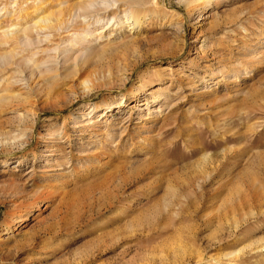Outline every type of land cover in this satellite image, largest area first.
Listing matches in <instances>:
<instances>
[{"label": "rangeland", "instance_id": "rangeland-1", "mask_svg": "<svg viewBox=\"0 0 264 264\" xmlns=\"http://www.w3.org/2000/svg\"><path fill=\"white\" fill-rule=\"evenodd\" d=\"M80 2L0 0V264H264V0Z\"/></svg>", "mask_w": 264, "mask_h": 264}, {"label": "bare ground", "instance_id": "bare-ground-1", "mask_svg": "<svg viewBox=\"0 0 264 264\" xmlns=\"http://www.w3.org/2000/svg\"><path fill=\"white\" fill-rule=\"evenodd\" d=\"M16 1V0H15ZM119 1H124V0H81V2H80V4L78 5V12L76 13V14H71V15H69L68 17H64V18H58L57 20H56V25L55 26H53L52 28H56V29H59V31H60V29H69V28H71L72 26H76L77 25V21H78V19L79 18H81V19H83L82 21H83V23L85 22V23H87V24H89V26H88V34L89 35H91V36H94L95 35V31L97 30L96 29V27L97 26H99V24L102 22V20L99 18V19H93V14H95V13H98V12H100V11H103L107 6H109V5H114V4H116L117 2H119ZM134 1V0H133ZM210 0H183V2L185 3V5H186V10H187V12H191L192 10L191 9H193V7H198V6H202V5H204V4H206V3H208ZM114 7V6H113ZM107 9V8H106ZM189 10H191V11H189ZM13 13V12H12ZM144 14H145V12L144 11H142V10H140V9H137V8H132V9H130V11H128V13L127 14H125L126 16L127 15H129L130 16V18H129V20H130V23H129V28H130V31H132L133 30V32H136V31H138V29H139V26H140V24H141V22H142V20H143V16H144ZM92 16V17H91ZM125 16V17H126ZM62 17V16H61ZM80 20V19H79ZM128 20V21H129ZM52 21V19L51 18H46V17H41L40 19H39V22H47V23H49V22H51ZM123 20H120L119 21V23L118 24H123ZM76 24V25H75ZM86 27H87V25H86ZM22 28V27H21ZM9 30H7V31H5V36L8 38V37H13V35H18L19 36V39L21 40V43H20V45L22 44V43H28L29 42V40H27L24 36H23V34H24V31L22 30H19V28L18 27H13V28H8ZM23 29V28H22ZM75 28L73 27V30H74ZM85 29V28H84ZM29 30V29H28ZM76 30V29H75ZM70 31H72V30H70ZM102 32H104V31H102ZM85 33V32H84ZM77 34V33H76ZM85 34H87V33H85ZM80 35V34H79ZM83 35V34H82ZM28 36V35H27ZM76 37V36H75ZM84 37V38H83ZM14 38H16V36L14 37ZM29 39H31L30 37H28ZM17 39V38H16ZM15 39V40H16ZM37 39H39V38H37ZM8 40V39H7ZM7 40H3L4 42H0V45H6L9 41H7ZM14 40V41H15ZM43 40V42H44V39H42ZM17 41V40H16ZM31 41V40H30ZM36 41V40H35ZM34 41V42H35ZM76 41H77V39H76ZM78 41H87L86 39H85V36H80V37H78ZM18 42V41H17ZM16 42V43H17ZM37 42V41H36ZM38 42H39V40H38ZM37 42V43H38ZM42 42V43H43ZM19 43V42H18ZM40 43H41V40H40ZM45 43V42H44ZM19 45V44H18ZM23 45V44H22ZM30 45V44H29ZM32 45H33V43H32ZM97 45V42L95 41L94 43H88L87 45H86V48H85V52H84V54H82V58H85V57H87V58H90V56L92 55H94L95 54V52H96V46ZM37 46V45H36ZM40 46V45H39ZM39 46H37L36 48H38ZM25 47V46H24ZM26 47H27V45H26ZM26 47H25V49H26ZM33 48L35 47V46H32ZM32 47H31V49H32ZM85 47V46H84ZM35 48V49H36ZM29 49V48H28ZM38 50H40L39 48H38ZM66 51V50H65ZM65 51H64V53H65ZM70 51V50H69ZM41 52H42V49H41ZM43 52H44V50H43ZM42 52V53H43ZM67 53H68V51H66ZM39 53V52H38ZM66 53V54H67ZM70 53V52H69ZM69 53H68V55H69ZM37 53H35V55H36ZM34 55V56H35ZM64 55V54H63ZM17 55H16V52L15 51H11V52H8V53H4V54H2V55H0V68L1 67H3V66H6L7 67V64L10 62L9 61V58H17L16 57ZM66 55H64V57H65ZM67 58H68V56H66ZM62 58V57H61ZM66 58V59H67ZM22 59H24L23 57H22ZM31 59V58H30ZM34 59V58H33ZM63 59V58H62ZM13 60V59H12ZM32 60V59H31ZM64 60H65V58H64ZM33 61H35V60H33ZM32 61V62H33ZM23 64H25V65H28L29 64V61H26V59H24L23 61ZM37 62V61H36ZM58 62H59V60H58ZM64 62V61H63ZM67 63V62H66ZM65 63V64H66ZM12 64V63H11ZM33 64V63H32ZM41 64V63H40ZM43 64H47V62L46 63H43ZM54 64V63H53ZM30 65V64H29ZM37 65V67H38V64H36ZM42 65V64H41ZM9 66V65H8ZM21 66V65H20ZM19 66V67H20ZM46 66V65H45ZM44 66V67H45ZM49 66V65H48ZM22 67V66H21ZM25 67V66H24ZM32 67H33V65H32ZM51 67V66H50ZM65 67H66V65H65ZM23 68V67H22ZM22 68H20V69H22ZM40 68H42V67H40ZM26 69V68H25ZM24 69V70H25ZM36 69V67H34V70ZM23 70V69H22ZM21 70V71H22ZM30 70V69H29ZM39 70V69H38ZM37 70V71H38ZM20 71V73H19V76L22 74V72ZM64 71V70H63ZM29 72H31V71H29ZM29 72H28V76H29ZM17 73V74H18ZM35 74H36V72H34ZM30 75H31V73H30ZM18 76V75H17ZM27 76V77H28ZM60 76H62V75H60ZM15 77V76H14ZM24 77V76H23ZM19 78H21V77H18V79H15V80H19ZM33 78V77H32ZM31 78V76H30V80L32 79ZM35 78V77H34ZM61 78V77H60ZM22 79V78H21ZM29 79H27V80H29ZM15 80H13V82L12 83H15ZM24 80H26V79H24ZM23 80V81H24ZM21 80H19V82H20ZM32 81H33V79H32ZM17 83H18V81H17ZM24 83V82H23ZM40 83V82H39ZM30 84H31V81H30ZM33 84H35V83H33ZM43 84V83H42ZM42 84H36L37 85V87H38V89H39V87H42ZM27 85H28V83H27ZM44 85V84H43ZM34 86V85H33ZM25 87V86H24ZM37 87H36V89H37ZM35 88V87H34ZM24 92V91H23ZM18 97H19V95H17ZM93 107V109L89 112V115L90 114H92V112H97L98 111V109H99V106L98 105H95V106H91L90 108H92ZM110 107V106H109ZM97 122V116H91V117H88V118H85L84 120H83V126L84 127H86V128H90L92 125L91 124H93V123H96ZM94 126V125H93ZM55 138H56V140H58V142H62L61 140H62V138H64V137H67L66 139H68L69 137H68V134L66 133V134H58V135H55L54 136ZM10 229V228H9Z\"/></svg>", "mask_w": 264, "mask_h": 264}]
</instances>
